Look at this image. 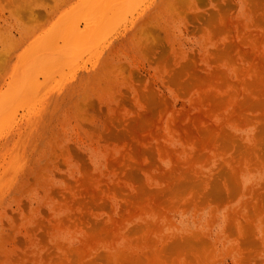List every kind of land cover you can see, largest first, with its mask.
I'll use <instances>...</instances> for the list:
<instances>
[{"label": "rangeland", "instance_id": "374dc122", "mask_svg": "<svg viewBox=\"0 0 264 264\" xmlns=\"http://www.w3.org/2000/svg\"><path fill=\"white\" fill-rule=\"evenodd\" d=\"M0 264H264V0H0Z\"/></svg>", "mask_w": 264, "mask_h": 264}]
</instances>
